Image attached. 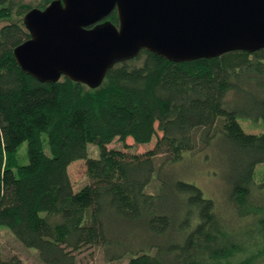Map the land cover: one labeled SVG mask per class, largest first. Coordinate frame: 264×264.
<instances>
[{
    "label": "trees",
    "instance_id": "obj_1",
    "mask_svg": "<svg viewBox=\"0 0 264 264\" xmlns=\"http://www.w3.org/2000/svg\"><path fill=\"white\" fill-rule=\"evenodd\" d=\"M14 6L0 0V17ZM106 19L117 23L115 9ZM28 36L22 17L0 26V226L35 249L41 264H76L75 252L95 243L106 260L128 254L127 264H231L247 250L221 228L214 198L169 168L195 161L206 169L205 161L217 173L222 158L228 200L264 226V193L254 179L264 134L245 132L237 120L264 121V47L188 61L141 49L89 87L24 72L12 49ZM126 137L155 138L143 152L107 146ZM22 142L25 162L17 158ZM89 142L97 157L87 155ZM197 152L201 158L188 156ZM78 158L88 180L75 189L67 166ZM0 264L23 262L0 252ZM232 264L255 263L247 256Z\"/></svg>",
    "mask_w": 264,
    "mask_h": 264
},
{
    "label": "water",
    "instance_id": "obj_2",
    "mask_svg": "<svg viewBox=\"0 0 264 264\" xmlns=\"http://www.w3.org/2000/svg\"><path fill=\"white\" fill-rule=\"evenodd\" d=\"M22 22L29 36L12 53L24 72L89 87L141 49L188 61L264 47V0H50Z\"/></svg>",
    "mask_w": 264,
    "mask_h": 264
},
{
    "label": "rangeland",
    "instance_id": "obj_3",
    "mask_svg": "<svg viewBox=\"0 0 264 264\" xmlns=\"http://www.w3.org/2000/svg\"><path fill=\"white\" fill-rule=\"evenodd\" d=\"M14 8L4 17H0V26L4 23L11 21H18L22 17L23 13L31 7H42L44 6L45 0H14ZM47 1V0H46ZM46 5V4H45ZM26 9V10H25ZM238 104L242 111H246L250 107V101L248 99H243L238 101ZM237 120L241 128L247 133L253 134H264V121L261 118L251 119L246 116H237ZM221 123V118L217 120L216 125ZM153 137L147 143H135L131 137H126L124 141L114 138L110 143L107 144L108 147L121 148L124 147L133 152H143L151 148L154 143ZM26 152V142H22L18 148L17 158L19 162L27 161L25 157ZM86 152L90 157H97L99 154L98 145L95 143L86 144ZM204 153V151H201ZM201 152L195 154H190L188 156L201 155ZM188 156L185 158L188 159ZM192 158V157H190ZM201 158V157H200ZM159 155L156 157L158 162ZM215 161V159H214ZM221 167L217 173L212 172V168L208 167V163L204 161L203 164L206 165L204 169L203 165L198 163L185 161L181 162L179 165L173 166L175 175L182 178H187L192 182L194 180L201 189L203 188L208 194L214 198L215 202V214L219 223H221V228H226V233L230 234L232 240H238L247 247L244 253L237 254L231 258V264L245 259L247 256L255 264H264V226H257L254 221L255 219L251 214L241 215L238 214L234 205L228 200V186H227V169L224 164V160L221 158ZM67 172L72 183V186L77 189L81 185L87 182V175L85 173L84 160L81 158L72 160L67 166ZM192 180H190V178ZM257 194L264 193V162L258 163L255 166L254 175ZM156 180H152L151 183L146 187L149 192H154L156 187ZM203 191L205 196H208L206 192ZM263 219V216L261 217ZM249 235L252 241L244 242V237ZM102 244L95 243V245L84 247L80 251L75 252L76 264H127L128 254L112 259L106 260L104 258V253L102 249ZM248 251V252H247ZM0 252L4 258L11 255H16L21 259L23 264H41L38 259L37 252L33 248H28L24 246L20 241H18L11 232L4 226H0ZM253 252V253H252Z\"/></svg>",
    "mask_w": 264,
    "mask_h": 264
}]
</instances>
